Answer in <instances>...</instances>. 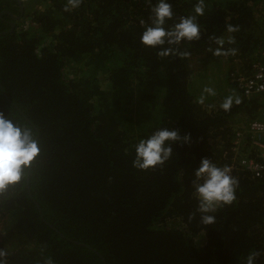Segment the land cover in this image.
I'll return each instance as SVG.
<instances>
[{"label": "trees", "instance_id": "trees-1", "mask_svg": "<svg viewBox=\"0 0 264 264\" xmlns=\"http://www.w3.org/2000/svg\"><path fill=\"white\" fill-rule=\"evenodd\" d=\"M167 2L171 28L198 0ZM204 2L183 58L140 43L158 0H0V112L33 125L42 145L28 179L0 194L4 264H245L250 251L264 264V178L242 170L231 145L264 108L233 80L234 62L249 68L264 49V0ZM217 38L235 54L214 56ZM216 60L208 96L195 79ZM228 95L241 103L225 112ZM162 126L181 137L169 159L133 168L134 145ZM203 159L239 181L210 225L193 195Z\"/></svg>", "mask_w": 264, "mask_h": 264}, {"label": "clouds", "instance_id": "clouds-1", "mask_svg": "<svg viewBox=\"0 0 264 264\" xmlns=\"http://www.w3.org/2000/svg\"><path fill=\"white\" fill-rule=\"evenodd\" d=\"M79 4L80 0H69L71 8H77ZM205 10L204 0H198L193 7L192 15L181 17L174 26L166 28L165 22L173 17L172 5L167 0H158V3L151 9L152 24L144 28L140 43L147 48L160 49L158 52L160 57L178 55L187 58L188 53L180 51L177 46L181 42L198 41L201 38V26L197 22V17L203 16ZM226 30L228 33H233L238 31V28L228 24ZM234 42L232 37L227 40L229 44ZM215 43L217 47L212 50L214 56L235 54L234 48L224 49L225 40L223 38H217ZM203 93L208 96L216 94L211 87L204 88ZM205 99L206 96L202 94L198 103L203 104ZM240 103L239 96L228 95L223 99L220 108L227 112L234 104L239 105ZM180 139L177 130L158 127L134 145L135 155L132 167L147 171L163 166L172 154L171 143ZM183 139L187 141L188 137ZM41 151V141L33 125L0 112V194L8 192L17 185H22L28 179L31 168ZM194 176L193 195L197 201V210L202 214L201 222L210 225L214 223L215 217L208 213L214 212L220 206H229L234 203L239 181L232 175L230 167H218L208 159L201 160ZM5 255L6 253L0 251V257ZM259 255L258 252L250 251L245 258V264H256ZM0 264H4L3 259H0Z\"/></svg>", "mask_w": 264, "mask_h": 264}, {"label": "built area", "instance_id": "built-area-1", "mask_svg": "<svg viewBox=\"0 0 264 264\" xmlns=\"http://www.w3.org/2000/svg\"><path fill=\"white\" fill-rule=\"evenodd\" d=\"M251 65L249 74L234 75L233 80L244 97L261 98L264 103V49ZM246 143L251 147L248 150L249 157L243 150ZM231 145L237 165L254 178H264V108L255 121L234 129Z\"/></svg>", "mask_w": 264, "mask_h": 264}, {"label": "rangeland", "instance_id": "rangeland-1", "mask_svg": "<svg viewBox=\"0 0 264 264\" xmlns=\"http://www.w3.org/2000/svg\"><path fill=\"white\" fill-rule=\"evenodd\" d=\"M22 9H23V15H24L25 12H26V9H25L24 5H23V8ZM263 12H264V9H263ZM28 13H30V12H28ZM211 64L208 65L203 70L198 71V74L196 76L195 82H197L198 84H200V86L199 85H196V87H200L201 90H203L204 87L208 83H211L212 82V74L218 68V66H221V67L223 66V63H221L219 60H216L215 62H213ZM234 66H235V68L238 69V68H240V67H242L244 65H242L240 61H235L234 62ZM243 119H245V118H242L241 120H243Z\"/></svg>", "mask_w": 264, "mask_h": 264}, {"label": "flooded vegetation", "instance_id": "flooded-vegetation-1", "mask_svg": "<svg viewBox=\"0 0 264 264\" xmlns=\"http://www.w3.org/2000/svg\"><path fill=\"white\" fill-rule=\"evenodd\" d=\"M238 70L242 74H249V72H250L248 68H244V67H240V68H238ZM241 95H242L243 98L248 99V98L243 96L242 92H241ZM250 99H258V98H250Z\"/></svg>", "mask_w": 264, "mask_h": 264}, {"label": "water", "instance_id": "water-1", "mask_svg": "<svg viewBox=\"0 0 264 264\" xmlns=\"http://www.w3.org/2000/svg\"><path fill=\"white\" fill-rule=\"evenodd\" d=\"M13 17V19H15V20H17L18 18H16L14 15L12 16ZM27 189H28V186H27Z\"/></svg>", "mask_w": 264, "mask_h": 264}]
</instances>
